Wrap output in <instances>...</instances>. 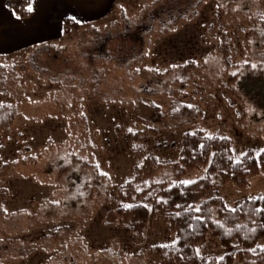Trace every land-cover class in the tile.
<instances>
[{
  "label": "rangeland",
  "instance_id": "obj_1",
  "mask_svg": "<svg viewBox=\"0 0 264 264\" xmlns=\"http://www.w3.org/2000/svg\"><path fill=\"white\" fill-rule=\"evenodd\" d=\"M64 31L0 55V264H166L174 243L194 262L164 220L127 232L119 191L204 178H179L195 131L236 159L264 150V0H113ZM147 158L155 172L141 179ZM211 176L219 201L203 209L197 252L232 264V243L264 248V172L242 184Z\"/></svg>",
  "mask_w": 264,
  "mask_h": 264
},
{
  "label": "trees",
  "instance_id": "obj_2",
  "mask_svg": "<svg viewBox=\"0 0 264 264\" xmlns=\"http://www.w3.org/2000/svg\"><path fill=\"white\" fill-rule=\"evenodd\" d=\"M29 4L31 0L7 1V6L15 17L22 20L31 16V12L27 10ZM161 14L163 12L156 9L149 15V18L159 19L162 17ZM80 24L71 19H65L63 27L68 29L69 26L72 28ZM148 30L149 25L143 23L128 36L133 42L143 43V34ZM65 33L64 31L63 34ZM99 49L105 51V45H101ZM189 68L187 67V70ZM153 165V160L148 158L145 160L140 168L143 174L141 179H146L155 172ZM179 165L181 166L179 178L186 172L199 169H206L207 175L191 183L181 182L172 185L166 182L153 183L142 190H138L135 181H132L127 189L123 188L119 191L120 202L117 215L125 230L132 234L142 232L149 218L164 220L176 234L177 242H186L195 254V261L191 262L185 251L177 247L178 243L176 245L174 243L168 248L172 261L166 264H221L222 259L217 262L208 261L197 252L200 245L209 237L207 226L204 225L206 221L203 217V209L208 203L219 201L218 190L214 187L210 176L216 172L229 182L247 183L264 172V150L257 156L252 152H247L236 159L233 148L226 145L223 140L195 131L187 134L183 139ZM67 171L68 169L64 168L60 174L63 175ZM226 210L229 213L236 211ZM140 215H142V222L138 221ZM219 243L222 245L221 242ZM256 244L252 243L245 248L246 245L243 246L241 243H232L228 248L231 250H228L223 258H231L232 264L236 261H240V264H264V248L257 247Z\"/></svg>",
  "mask_w": 264,
  "mask_h": 264
},
{
  "label": "crops",
  "instance_id": "obj_3",
  "mask_svg": "<svg viewBox=\"0 0 264 264\" xmlns=\"http://www.w3.org/2000/svg\"><path fill=\"white\" fill-rule=\"evenodd\" d=\"M6 3L8 0H0ZM113 0H31L34 11L28 19H19L7 6L0 13V55L13 54L28 47L58 41L63 22L82 23L107 14ZM75 18V19H73Z\"/></svg>",
  "mask_w": 264,
  "mask_h": 264
},
{
  "label": "snow or ice",
  "instance_id": "obj_4",
  "mask_svg": "<svg viewBox=\"0 0 264 264\" xmlns=\"http://www.w3.org/2000/svg\"><path fill=\"white\" fill-rule=\"evenodd\" d=\"M27 10H28L29 12H32V11H34V8L32 7L31 4H29V7H28ZM73 19H75V18H73ZM184 183H191V181H185Z\"/></svg>",
  "mask_w": 264,
  "mask_h": 264
}]
</instances>
